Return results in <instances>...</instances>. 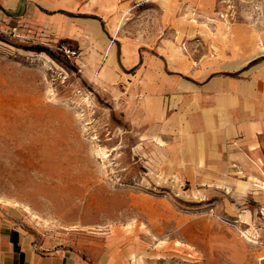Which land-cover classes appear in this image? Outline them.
Instances as JSON below:
<instances>
[{"label": "rangeland", "instance_id": "obj_1", "mask_svg": "<svg viewBox=\"0 0 264 264\" xmlns=\"http://www.w3.org/2000/svg\"><path fill=\"white\" fill-rule=\"evenodd\" d=\"M48 1L0 6V207L40 245L121 235L137 264H264V191L234 171L206 181L174 120L144 114L142 64L126 65L264 52V0Z\"/></svg>", "mask_w": 264, "mask_h": 264}, {"label": "crops", "instance_id": "obj_2", "mask_svg": "<svg viewBox=\"0 0 264 264\" xmlns=\"http://www.w3.org/2000/svg\"><path fill=\"white\" fill-rule=\"evenodd\" d=\"M38 1L45 7L50 4ZM29 5V0H0L1 7L20 16ZM98 18L83 19L85 28L98 34L102 28ZM237 44L222 45L198 59L165 50L159 57L142 56V62L136 51L128 55L126 65L142 64L144 114L174 120L176 133L186 136L185 145H192L194 167L206 175V181L225 182L234 171L260 191L254 184L264 181L260 175L264 174V52L248 56L247 49ZM116 57L112 48L110 64ZM11 215L0 207V264L138 263L137 257L131 258L137 244L121 235L106 238L93 250L40 245Z\"/></svg>", "mask_w": 264, "mask_h": 264}, {"label": "built area", "instance_id": "obj_3", "mask_svg": "<svg viewBox=\"0 0 264 264\" xmlns=\"http://www.w3.org/2000/svg\"><path fill=\"white\" fill-rule=\"evenodd\" d=\"M68 53L71 56H77L78 54L76 50H71V49L68 50ZM254 185L264 191V181L255 182Z\"/></svg>", "mask_w": 264, "mask_h": 264}, {"label": "bare ground", "instance_id": "obj_4", "mask_svg": "<svg viewBox=\"0 0 264 264\" xmlns=\"http://www.w3.org/2000/svg\"><path fill=\"white\" fill-rule=\"evenodd\" d=\"M109 64H110V59H109V57H108V59H107V63H106L105 65L107 66V65H109ZM253 238H254V240H253ZM249 240H250L251 242L255 243V244L260 243V241H259L258 239L256 240V237H253V236H252V239L249 238ZM259 259H260V260H263V259H264V254H263L262 256H260Z\"/></svg>", "mask_w": 264, "mask_h": 264}, {"label": "trees", "instance_id": "obj_5", "mask_svg": "<svg viewBox=\"0 0 264 264\" xmlns=\"http://www.w3.org/2000/svg\"><path fill=\"white\" fill-rule=\"evenodd\" d=\"M98 19L101 21L102 28H104V22L100 18Z\"/></svg>", "mask_w": 264, "mask_h": 264}]
</instances>
